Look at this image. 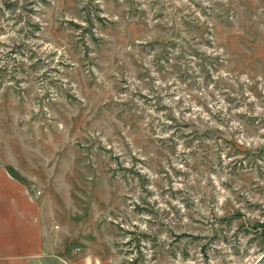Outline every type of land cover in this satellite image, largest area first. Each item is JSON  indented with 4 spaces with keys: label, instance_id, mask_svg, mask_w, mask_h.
Returning <instances> with one entry per match:
<instances>
[{
    "label": "rangeland",
    "instance_id": "1",
    "mask_svg": "<svg viewBox=\"0 0 264 264\" xmlns=\"http://www.w3.org/2000/svg\"><path fill=\"white\" fill-rule=\"evenodd\" d=\"M0 152L73 258L264 264V0H0Z\"/></svg>",
    "mask_w": 264,
    "mask_h": 264
},
{
    "label": "crops",
    "instance_id": "2",
    "mask_svg": "<svg viewBox=\"0 0 264 264\" xmlns=\"http://www.w3.org/2000/svg\"><path fill=\"white\" fill-rule=\"evenodd\" d=\"M49 204L9 172L0 152V264H102L87 251L71 257L68 223Z\"/></svg>",
    "mask_w": 264,
    "mask_h": 264
},
{
    "label": "trees",
    "instance_id": "3",
    "mask_svg": "<svg viewBox=\"0 0 264 264\" xmlns=\"http://www.w3.org/2000/svg\"><path fill=\"white\" fill-rule=\"evenodd\" d=\"M7 168H8V170H9V172H10L13 176H15L16 178H18V179H20V180H23V181L26 180V177L21 173V171H20L18 168H16V166L7 165ZM131 264H136V263H134V262L132 261Z\"/></svg>",
    "mask_w": 264,
    "mask_h": 264
},
{
    "label": "built area",
    "instance_id": "4",
    "mask_svg": "<svg viewBox=\"0 0 264 264\" xmlns=\"http://www.w3.org/2000/svg\"><path fill=\"white\" fill-rule=\"evenodd\" d=\"M78 249H80V247H79V246H76V247L74 248V250H78Z\"/></svg>",
    "mask_w": 264,
    "mask_h": 264
}]
</instances>
